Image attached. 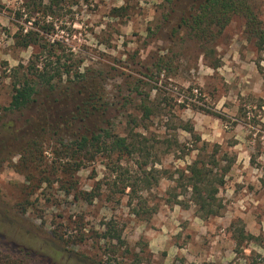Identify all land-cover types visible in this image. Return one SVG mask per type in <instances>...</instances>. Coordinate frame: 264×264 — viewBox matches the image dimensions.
Instances as JSON below:
<instances>
[{"label": "rangeland", "instance_id": "obj_1", "mask_svg": "<svg viewBox=\"0 0 264 264\" xmlns=\"http://www.w3.org/2000/svg\"><path fill=\"white\" fill-rule=\"evenodd\" d=\"M203 1L69 0L45 16L23 0H0V109L45 56L19 37L51 23L44 44L82 74L61 85L98 87L113 109L103 128L139 136L151 152L144 168L159 172L143 189V159L116 154L75 171L64 147L91 122L67 129L54 120L35 155L0 164L2 250L30 264H264V46L238 16L207 42L179 27ZM248 2L264 30V0ZM145 97L149 119L139 109ZM1 114L6 126L22 125ZM5 135L0 128V146ZM194 161L223 177L215 214L200 213L179 188L180 170ZM122 183H136L134 191ZM107 223L117 230L110 238Z\"/></svg>", "mask_w": 264, "mask_h": 264}, {"label": "trees", "instance_id": "obj_2", "mask_svg": "<svg viewBox=\"0 0 264 264\" xmlns=\"http://www.w3.org/2000/svg\"><path fill=\"white\" fill-rule=\"evenodd\" d=\"M48 1L49 5H43V0H23V3L28 11L35 12L38 9H43L42 14L48 16L62 10V5L69 0ZM234 16L244 19L246 32L255 39L258 49L261 50L264 46V30L257 13L248 0H204L196 9L192 10L188 17L181 18L179 27H183L194 38L207 42L210 38L221 35ZM29 21L30 18L27 23ZM52 27L51 23L44 22L41 28H30L22 37H19L18 45L20 47L25 49L29 46H37L45 53V56L39 69L30 67L27 70L28 74L22 78L18 77L17 81H14L11 102L8 107L0 109V124H2L0 128L6 132V138L0 146V164L10 159L15 153H22L23 157L35 155L40 146L38 142L40 131L45 129L44 133H46L51 130L47 128L52 126L54 120L56 124L63 125L67 129L75 123L91 122L92 129L87 134L74 137L64 147L66 155L76 161L74 170L80 169L86 162L94 161L97 154L109 158L115 154L128 157L137 156L143 160L136 161V164L140 170L144 169L143 180L139 184H142L143 189L149 188L151 186V177H148L150 171L159 173L154 168L149 169V172L144 168L148 165L151 152L136 134H131L126 139L118 136L112 130L103 128V126L110 125L111 122L107 118L113 109L101 90L96 86L78 88L71 82L68 83L69 85H61L63 76L77 78L82 74L77 71L72 72V66L67 63L61 64L59 57L52 54L50 46L47 47L48 45L44 44L41 33H48ZM148 99L145 97L139 108L144 119H149L154 114V109ZM58 103L59 105H57ZM53 110L55 114H52ZM1 111L9 116H20L19 122L22 125L19 128L6 126L3 122L11 120L4 119ZM185 129L189 132L192 131L189 127ZM226 172L227 170L224 171V173ZM179 173V178L184 181V184H178L179 188H183L185 192L190 190V201L198 211L205 214L217 213L216 196L219 188L224 184L223 177L216 179L217 177L213 176L204 164L197 161L180 170ZM157 182L158 180L155 181V183ZM112 185L117 187L116 181ZM135 185L136 183H122V188L131 187L134 191ZM87 197L85 199L92 200L96 196L94 193H89ZM116 232L117 230L112 228L110 223L106 224V238L112 237ZM0 239L2 238L0 237ZM0 264L30 263L21 260L10 251L0 248Z\"/></svg>", "mask_w": 264, "mask_h": 264}]
</instances>
